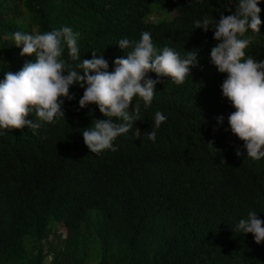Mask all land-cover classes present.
Returning <instances> with one entry per match:
<instances>
[{"label":"trees","instance_id":"16d2710c","mask_svg":"<svg viewBox=\"0 0 264 264\" xmlns=\"http://www.w3.org/2000/svg\"><path fill=\"white\" fill-rule=\"evenodd\" d=\"M235 3L0 0V82L35 59L20 55L11 38L17 31L71 27L79 34L81 60L95 51L109 71L133 50L118 42L139 41L142 32L151 34L158 51L167 46L182 58L195 51L198 60L181 85L159 77L147 109L134 97L129 111L139 119L113 141L115 152L91 153L85 145L82 132L106 117L96 104L79 107L84 89L78 85L69 88L74 99L61 98L65 118L47 123L33 112L26 119L41 123L35 134L27 126L0 129V264H45L48 258L49 264H264V241L237 230L253 211L264 221V157H247L230 129L236 109L222 94L227 74L211 63L212 26L194 28L198 19L214 24L220 12L231 14L225 8L234 11ZM258 6L261 33L249 29L241 38L251 40L245 58L259 61L264 0ZM153 11L165 16L154 22ZM62 58L72 67L80 62L71 60L66 45ZM157 111L167 117L159 129ZM153 130L155 142L148 138ZM237 149L244 154L237 157Z\"/></svg>","mask_w":264,"mask_h":264},{"label":"clouds","instance_id":"9594fccd","mask_svg":"<svg viewBox=\"0 0 264 264\" xmlns=\"http://www.w3.org/2000/svg\"><path fill=\"white\" fill-rule=\"evenodd\" d=\"M261 0H236L234 11L226 6L229 15L220 12V18L213 24L208 19L196 20L194 28L205 32L212 26L215 46L211 49V63L227 78L222 83V94L236 109L228 117L233 134L244 142L247 157L260 160L264 157V60L246 57L245 49L251 40L244 37L251 29L261 33ZM78 33L65 26L59 30L43 34H26L20 31L12 35L15 46L22 48L21 56H35L17 72H6L0 82V129H23L27 126L33 134L41 127L40 122L26 119L33 112L38 121L52 123L64 117V99H74L69 94L72 85L84 89L79 99L81 109L96 104L106 119L93 120L92 125L82 132L83 141L91 153L103 150L117 151L113 141L126 134L139 119L130 112L134 97H139L147 109L151 106L155 86L159 77H169L177 85L191 76V68L198 66L195 51H187L185 57L170 47L158 51L151 34L142 32L139 41L127 38L118 42L120 49L132 48L124 57L116 58L114 69L109 71V63L103 55L92 53L91 59H82L78 47ZM72 61H80L74 67L62 58L64 47ZM76 69H79L77 71ZM155 73L158 79L147 76ZM66 73V75H65ZM82 73V74H81ZM112 118L122 121L116 123ZM167 117L157 111L154 128L159 129ZM223 122V117H218ZM148 138L155 142L156 131L148 132ZM213 147V142H208ZM244 153L239 149L237 157ZM237 230L251 233L257 244L264 241V221L256 212H250L247 219H241Z\"/></svg>","mask_w":264,"mask_h":264},{"label":"rangeland","instance_id":"374dc122","mask_svg":"<svg viewBox=\"0 0 264 264\" xmlns=\"http://www.w3.org/2000/svg\"><path fill=\"white\" fill-rule=\"evenodd\" d=\"M156 6L158 7L157 4H154L153 7H156ZM154 10H156V9H154ZM173 13H174V12L171 10V14H173ZM158 15H162V17H158ZM164 16H165V13L161 14V13H155V11H153V14H152V16H151V20L154 21V22H157V21L161 20ZM59 232H60L61 234H64L65 229H63L62 227H61V228L59 227ZM49 259H50V258L47 259V261H46L45 264H49Z\"/></svg>","mask_w":264,"mask_h":264}]
</instances>
